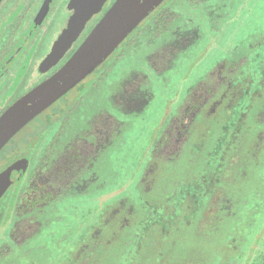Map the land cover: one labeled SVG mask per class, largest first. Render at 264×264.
<instances>
[{
  "label": "rangeland",
  "instance_id": "374dc122",
  "mask_svg": "<svg viewBox=\"0 0 264 264\" xmlns=\"http://www.w3.org/2000/svg\"><path fill=\"white\" fill-rule=\"evenodd\" d=\"M67 1L55 0L49 15L53 26L39 34L47 39L35 41L48 42L64 24ZM227 10L217 28L211 29V21L204 28L209 37L196 40L183 54L178 52L191 39H140L119 58L116 50L81 84L110 63L98 84L117 83L112 105L120 111L91 106L70 136L59 143L54 137L55 146L61 144L55 154L46 145L50 131L38 135L54 118V108L66 105L78 88L3 147L0 172L17 156L29 159L28 171L38 164L0 200V248L10 245L11 250L7 264H264V92L258 88L260 80L264 84V0H228ZM177 11L187 14L181 3ZM240 55L246 56L244 64L231 72L232 59L240 64ZM203 77L219 82L208 103L246 106V114L231 109L225 119L221 108L213 107L210 115L205 108L207 122L198 121L189 139H172L165 156H158L153 149L164 126L182 115L183 97ZM97 94L90 93V100ZM109 117L112 149L100 153L95 167L89 161L83 165L85 174L65 186L60 200L52 199L49 190L56 193L61 186L50 175L67 147L81 142L94 150L102 147L103 139L92 137L102 136ZM226 121L230 127L223 126ZM177 144L179 151L170 154ZM9 205H15V217L6 226ZM15 223L17 232L9 228Z\"/></svg>",
  "mask_w": 264,
  "mask_h": 264
},
{
  "label": "flooded vegetation",
  "instance_id": "af4514ba",
  "mask_svg": "<svg viewBox=\"0 0 264 264\" xmlns=\"http://www.w3.org/2000/svg\"><path fill=\"white\" fill-rule=\"evenodd\" d=\"M115 1L116 0H107L102 10L99 13L94 14L87 21L79 34L73 39L67 38L64 43L60 42L62 34L68 27H70L81 9V4L77 0L67 1L66 6L68 8V17L64 21V24L55 30L52 37L50 39L48 38V42H40L39 40L35 41L34 39H47V37L39 34L42 32L43 28L53 26L52 21L49 20V15L55 0L0 1V117L18 99L50 78L70 59ZM180 3L187 11V14H183V16L177 11ZM227 6L228 0H173L168 4L162 2L119 44L111 55L119 49L116 54V57L119 58L124 55L127 50H130L134 44L140 43V39H191L186 50L178 52L183 54L191 48V45L196 42V40L209 37L208 35H204V28H209V21H211V29L216 27L214 25L227 15ZM249 39H253V36ZM144 43L142 44V47L145 45L146 48L147 43ZM43 47L46 48L42 49ZM58 48L61 49L59 52L61 56L58 60L53 62L51 54L53 51L56 52L55 50ZM178 53L176 54V58L179 56ZM111 55L105 61H107ZM240 56V64H238V60L235 61V59H232V63L228 67L231 72L240 70L241 63L244 64L246 56ZM141 59L143 58L141 57ZM105 61L91 74L95 73L97 69L103 66ZM145 63L147 65L148 62L145 60ZM147 67L151 69L156 76H160V74L156 72V70H153L149 64ZM109 68L110 63L103 67L101 71L94 75L93 79L89 80L85 85H82V82L78 83L69 90L71 91L78 88V94L72 100H68L66 105H59L54 108V118L52 119L51 117L49 119L51 121L46 124L42 132L38 135V137H42L43 134L47 135L50 131L48 134L50 143H47L46 145L49 151H54L53 154L61 149V144L60 146H55L54 137H56V142L59 143L58 140L70 136L73 130L78 129L81 124H83L91 106L100 107L102 104H105L108 109H118L112 105V103H114L112 100L113 92L117 83L115 82V85H107V88L105 86L101 88V85L98 84L99 81L104 79L103 76L107 75ZM130 70H132V68ZM161 79L163 78L161 77ZM143 80L145 81V85L148 86L149 81L147 76L144 77ZM258 88L259 91H261L260 94L263 95V81L260 80L258 82ZM218 89L219 82L212 81L211 78L206 77L199 79L194 88L190 89L182 99L184 102L182 115L179 118L172 117L168 119V124L164 126L165 128L155 149H153V152L160 157L165 156V146H167L172 139L177 138V136L180 138L181 135H183L182 138L189 139V135L193 134V129L196 128L198 121L207 122L204 121L205 108H209V115L212 113L213 107L214 109L216 107L221 108L219 113L220 111H223L222 113L225 114L222 116H224L225 119H228L226 116L230 117L229 114L232 113L231 109L237 110L238 114H241V117L246 114V106L240 108V106L229 104V108L227 109V107H220V103H208L209 98L213 97ZM94 91L99 92V94L94 95L90 100L89 94ZM103 91L105 92L104 94H102ZM243 91L246 92L245 90ZM247 92L250 91L247 90ZM254 95L255 91L252 93V96ZM242 97H240V100H242ZM60 99L61 97L44 111L51 109ZM146 99L147 98H145V100ZM143 102L144 101H142V103ZM79 105L82 108H80ZM143 105L144 103L141 106ZM261 107H264V105H261ZM77 110V115L73 116V113ZM111 119L112 118L109 117V125H106L107 128L101 132L102 136L96 135L92 137L93 139H103L102 144H100L102 147L95 148L94 150L89 142H81L67 147L65 153L59 160L58 165L52 170L50 175L51 178L49 180L53 184L59 182L61 186L59 192L53 193L52 190H49L52 199L55 198L56 200H60L63 196L62 194L65 193L63 190L65 186L70 182H77L78 179L82 177V174H85L87 169H84V167L88 161L90 162L87 164L88 166L95 167V164L100 159V153L105 149H112V145L110 141H108L111 140L112 136V126H110L112 123ZM222 124L223 126L227 125L230 127L229 122L227 121ZM236 125L238 128V122ZM232 130H234V127H232ZM184 143H186V141L183 142V144ZM178 144L174 148L175 152L170 154H175L179 151L180 146ZM22 158L17 156L10 161L7 166ZM28 167L20 182L24 180L28 173L34 174L38 169V164L35 162L30 171H28ZM14 206L15 205L11 207V205H9L10 216L8 218L9 222L6 226H8L11 220L15 217L14 211L16 207ZM14 225V227L11 226L9 228H12V230H15L14 232H17L16 226L18 225L17 223ZM4 231L6 232V230ZM8 232L10 235V229ZM13 247L20 249L19 245H13ZM10 251V245H3L0 248V264L8 263L5 255L7 256L8 254L6 253ZM11 264H15V262L13 261Z\"/></svg>",
  "mask_w": 264,
  "mask_h": 264
},
{
  "label": "water",
  "instance_id": "95a60500",
  "mask_svg": "<svg viewBox=\"0 0 264 264\" xmlns=\"http://www.w3.org/2000/svg\"><path fill=\"white\" fill-rule=\"evenodd\" d=\"M1 1V0H0ZM81 9L60 39H73L107 0H77ZM164 0H116L70 59L50 78L18 99L0 117V150L26 124L99 67L119 44ZM60 48L51 55L61 56ZM22 158L0 172V199L26 173Z\"/></svg>",
  "mask_w": 264,
  "mask_h": 264
},
{
  "label": "snow or ice",
  "instance_id": "6c2138e0",
  "mask_svg": "<svg viewBox=\"0 0 264 264\" xmlns=\"http://www.w3.org/2000/svg\"><path fill=\"white\" fill-rule=\"evenodd\" d=\"M128 88H129V89H133L134 86H132L131 84H129V85H128ZM133 102H134V101H133L132 98H131V93H129V100L127 101V103L130 105V104L133 103ZM116 103L119 104L120 101L117 100Z\"/></svg>",
  "mask_w": 264,
  "mask_h": 264
}]
</instances>
